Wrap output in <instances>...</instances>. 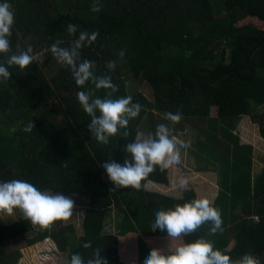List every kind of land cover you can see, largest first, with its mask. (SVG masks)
<instances>
[{
    "label": "trees",
    "instance_id": "obj_1",
    "mask_svg": "<svg viewBox=\"0 0 264 264\" xmlns=\"http://www.w3.org/2000/svg\"><path fill=\"white\" fill-rule=\"evenodd\" d=\"M4 2L17 10L11 9L10 52L0 54V64L29 48L38 59L23 70L8 67L9 81L0 82V182L22 179L71 199L86 196L90 205L81 236L70 220L41 229L21 212L16 222L0 223V264H20L21 250L45 241H52L68 264L75 253L86 262L96 248L108 264H143L153 248L167 254L169 246L198 238L211 241L232 259L250 252L264 264V168L252 175V146L239 140L249 120L241 118L244 115L258 125L264 140V113L258 111L264 108V0H99V12L90 10L94 0H0ZM69 23L78 26L74 35L66 31ZM80 31L99 33L80 49V60L95 62V75L111 76L118 86L113 99L131 96L142 106L129 120L127 139L121 136L125 129L107 144L92 138L87 127L91 118L76 94L92 89L94 97L103 98L109 90H95L90 82L77 87L70 70L50 52L57 40L69 47ZM120 50L125 51L123 59ZM109 60L116 61L111 72ZM49 68L53 70L47 76ZM139 80L150 86V101L138 92ZM129 86L134 89L129 91ZM211 108L216 115H210ZM178 111L179 123L164 118ZM29 122L34 128L23 131ZM189 123L204 139L197 135L196 152L184 150L186 159L203 158L205 151L219 165L220 174L216 168L197 169L215 173L213 196L208 192L211 183L202 181L198 190L206 186L207 191L197 194L193 178L175 185L174 192L152 190L148 184L169 181L168 168L161 171L159 166L141 181L139 190L110 191L114 185L105 178L103 162L122 164L130 158L123 149L140 131L155 134L159 124L175 131ZM196 199L212 201L222 231L213 235V225L207 222L190 235L169 240L166 232L151 230L158 210ZM112 207L125 213L118 234L103 231ZM88 241L91 247H82ZM52 260L42 264H54Z\"/></svg>",
    "mask_w": 264,
    "mask_h": 264
},
{
    "label": "clouds",
    "instance_id": "obj_2",
    "mask_svg": "<svg viewBox=\"0 0 264 264\" xmlns=\"http://www.w3.org/2000/svg\"><path fill=\"white\" fill-rule=\"evenodd\" d=\"M90 10L92 12L102 10L99 0H94ZM13 23L14 13L11 5L7 2L0 3V54L10 52L9 37L12 35ZM77 29L78 26L71 23L66 27L69 35H74ZM98 35L97 31L91 33L80 31L78 38L71 41L69 47H61L60 45L64 42L57 40L50 46V52L58 63L70 70L77 87L84 88L90 82L95 90H109L103 98L94 97L92 89L79 91L76 94L81 108L91 118L87 127L92 138H95L98 143L107 144L109 137L117 135L121 129H125L121 136L127 139L130 134L126 130L129 120L140 114L142 106L139 103H133L131 96L113 99L118 86L113 83L111 76L95 75V62L87 59L80 60V49L86 44L91 45ZM31 52L32 49L29 48L19 54L7 56L5 62L0 64V82L9 81L11 72L8 67L18 66L23 70L32 64L35 57ZM124 55V50L118 52L120 59H123ZM106 67L110 72L114 71L116 61L109 60ZM164 118L176 124L180 122L182 115L178 111L175 114L166 113ZM33 128V123L29 122L23 131L31 132ZM170 133L171 129L168 125L159 124L155 134L148 133L147 137L142 139L143 134L139 133L133 142L124 147L123 150L130 158H126L122 164L112 160L103 162L101 167L114 185L110 191L128 187L139 190L141 181L154 172L157 166L163 171L178 165L180 151L176 139L171 137ZM180 146L187 145L181 142ZM181 183L183 184L184 181ZM14 209H19L23 217L30 220L32 224L38 225L41 229H48L54 221H67L73 215L74 201L59 192L41 191L22 179L0 182V212L10 215ZM207 222L213 225L210 230L213 235L222 231L219 210L212 207L207 199H196L183 205L177 204L174 208L158 210L150 228L152 231L166 232L169 240H177L192 234ZM82 247L90 248L91 242H85ZM57 251H59L58 248ZM69 264H108V261L101 256V249L96 248L93 250L92 257L86 262L79 253L72 254ZM143 264H261V261L250 252L244 253L238 259H232L228 254L215 249L211 241L198 238L193 242H181L175 247L169 246L167 254L161 249L153 248Z\"/></svg>",
    "mask_w": 264,
    "mask_h": 264
},
{
    "label": "rangeland",
    "instance_id": "obj_3",
    "mask_svg": "<svg viewBox=\"0 0 264 264\" xmlns=\"http://www.w3.org/2000/svg\"><path fill=\"white\" fill-rule=\"evenodd\" d=\"M68 1H66L67 3ZM246 22L250 23L252 22L251 19H246ZM243 22L239 23L242 24ZM256 26L261 27L259 23H254ZM38 59V58H35ZM38 64V61H36ZM39 65L42 66L43 60L39 61ZM32 66V64L29 65V67ZM43 68V67H42ZM53 69L49 68L45 70L46 75L48 76L47 72L51 71ZM55 72V71H54ZM50 73V72H49ZM134 88L129 86V91H132ZM138 92H141L149 101L152 99L150 86L142 80H139L137 84ZM130 94V92H128ZM258 111L260 113H264V108H259ZM210 115H216V108H211ZM249 120H246L244 122V126L241 130V133L239 134V140L242 143H247L252 146V175L256 176L261 172V170L264 168V140L260 137L259 128L256 123L253 122V120L249 116H245ZM233 126V123L230 124V127ZM175 131H171L170 136L174 137L177 141V147L180 151V163L183 165L184 169L186 170H192L193 172H185L181 166L174 165L168 168L169 171V178L167 185H150L148 184V187L155 191H161L164 193L168 192H174L175 185L182 184L181 181H184V183L190 179L193 178V181L195 182V190L196 193H202L203 191H207L206 186L209 183H211V186L213 190H209L208 192L214 195L216 192V188L214 184L212 183V180L215 178V173L209 172L204 173L203 171H197V169H208L213 170L214 168L218 169L219 171V165H216V160L209 159L207 155L210 153L205 152L204 154H201L203 158L195 157V155H192L189 159H186L184 155V150L188 153H192L193 151L196 152V137L199 135L201 139H204L203 135H200L196 129L189 123L181 128L174 129ZM140 131V130H139ZM140 133H142L140 131ZM143 136L141 137L146 138L147 135L145 133H142ZM181 142L184 145H187L186 147H181ZM196 144V145H194ZM199 159V160H198ZM203 172V173H202ZM220 174V171H219ZM200 177L202 180H200ZM107 181L111 182L108 177H105ZM219 179V177H217ZM198 181H202L201 183L205 182V187L200 188L198 190V187L201 183L197 184ZM183 183V184H184ZM174 187V189H173ZM198 190V191H197ZM74 201V209H73V215L68 219L72 224L76 226L77 235L81 236L83 235V227L82 222L84 218V213L87 209V207L90 205V200L86 196H75L72 198ZM210 203L212 201H209ZM18 212H20L19 209H14L12 214H7L5 212H0V223L5 225H10L13 222H16L21 216L18 215ZM22 214V213H21ZM125 213L122 211H119L118 208L112 207L108 211V216L106 218L104 229L103 231L105 233H113L118 234L121 230V223L124 218ZM256 219V218H254ZM10 247L14 248V246L9 244ZM22 251L23 257L20 259V264H42L44 262H48L52 260L54 264H68L65 260V258L61 255L59 251H57V248L52 241H45L39 244H36L34 246L25 248Z\"/></svg>",
    "mask_w": 264,
    "mask_h": 264
},
{
    "label": "crops",
    "instance_id": "obj_4",
    "mask_svg": "<svg viewBox=\"0 0 264 264\" xmlns=\"http://www.w3.org/2000/svg\"><path fill=\"white\" fill-rule=\"evenodd\" d=\"M11 9H12V10H17L16 7H15V5H14V7H11Z\"/></svg>",
    "mask_w": 264,
    "mask_h": 264
}]
</instances>
